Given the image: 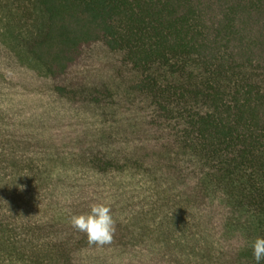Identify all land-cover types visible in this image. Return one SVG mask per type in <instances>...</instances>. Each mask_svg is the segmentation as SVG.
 <instances>
[{
    "label": "trees",
    "instance_id": "16d2710c",
    "mask_svg": "<svg viewBox=\"0 0 264 264\" xmlns=\"http://www.w3.org/2000/svg\"><path fill=\"white\" fill-rule=\"evenodd\" d=\"M95 203L103 247L70 223ZM257 236L264 0H0V264H255Z\"/></svg>",
    "mask_w": 264,
    "mask_h": 264
},
{
    "label": "clouds",
    "instance_id": "9594fccd",
    "mask_svg": "<svg viewBox=\"0 0 264 264\" xmlns=\"http://www.w3.org/2000/svg\"><path fill=\"white\" fill-rule=\"evenodd\" d=\"M70 223L74 230L85 234L89 245L103 247L112 242L115 221L106 203L90 205L88 212L72 215ZM250 247L255 264H261L264 261V237L257 236L251 241Z\"/></svg>",
    "mask_w": 264,
    "mask_h": 264
}]
</instances>
